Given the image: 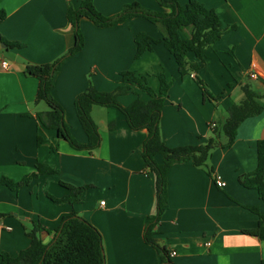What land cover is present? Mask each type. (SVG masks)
Instances as JSON below:
<instances>
[{"label": "crops", "instance_id": "obj_1", "mask_svg": "<svg viewBox=\"0 0 264 264\" xmlns=\"http://www.w3.org/2000/svg\"><path fill=\"white\" fill-rule=\"evenodd\" d=\"M177 1L182 6L189 2ZM198 1L214 10L228 30L208 48L199 73L211 93L221 95V99L205 100L194 75H180L175 58L162 42L167 36L162 23L134 17L102 28L83 18L80 30L84 48L62 64L53 90L78 142L86 144L88 137L77 117V96L90 82L100 92H113L126 71L149 75V84L156 92L160 89L158 74L173 81L161 118V135L170 148L205 144L212 136V124L220 127L229 118L230 107L245 100L243 86L264 94V0ZM81 2L0 0V14L5 13V18H0V37L23 45L12 49L0 40V179L19 182L36 173L38 164L57 170L56 174L39 176L18 192L0 186V224L11 228L0 229V254L6 252L16 258L28 249L35 223L48 230L45 242H52L63 217L75 210L101 232L106 264H162L157 250L144 240L148 217L156 210L155 178L145 174L142 156L148 131L132 130L117 108L96 106L92 117L101 145L90 154L73 149L57 131L41 128L36 118L37 113H47L50 108L45 102L36 103L39 81L26 74L27 66L55 62L74 47L75 29L67 13L69 4L77 8ZM133 3L155 12H169L157 0H94L105 17L117 16ZM193 32V27H184L181 35L191 38ZM141 33L161 42L136 59L135 40ZM187 60L199 62L193 54ZM3 62L8 63L7 69ZM250 71L259 79H250ZM137 93L144 101L149 100L138 89L118 100L128 107ZM260 104L262 113L239 126L234 144L213 151L209 165L225 182L224 188H218L205 169L191 162L170 168L169 208L155 239L171 252L176 264H264L260 217L251 210L256 207L264 216V201L257 190L241 184V178L258 167V143L264 140V99ZM39 135L44 138L42 146H38ZM219 142L227 144L224 133ZM156 160L163 163L162 156ZM62 182L89 187L83 202L72 206L50 199L47 193L57 199L69 196Z\"/></svg>", "mask_w": 264, "mask_h": 264}, {"label": "trees", "instance_id": "obj_2", "mask_svg": "<svg viewBox=\"0 0 264 264\" xmlns=\"http://www.w3.org/2000/svg\"><path fill=\"white\" fill-rule=\"evenodd\" d=\"M162 8L169 12H155L143 8L139 3L126 5L123 11L114 17H105L95 7L94 0H82L79 7L69 4L67 13L68 22L75 29V45L73 48L55 62L44 65H28L26 74L39 81L36 103L45 102L50 111L37 113L36 118L41 128L55 130L60 138L67 141L77 151H87L92 154L101 145L99 129L92 117L93 108L96 106L119 109L126 117L129 127L134 131L146 129L148 138L144 143L142 156L145 161V174H151L155 178L156 210L148 217L144 230L145 242L155 248L161 257L162 264H176L171 258V252L161 246L155 236L161 223L162 216L168 210V173L170 168L179 163L191 162L195 167L205 169L209 175L215 178L214 169L209 165L213 151L218 147H231L237 137L239 126L249 117L259 115L263 111L260 100L264 94L256 93L251 86H243L246 98L240 104H235L229 109V118L220 127H212V136L205 144L185 146L179 148L168 147L161 135V118L165 103L169 97V91L173 81H169L165 74L157 75L160 81V89L156 92L149 84V75H139L135 71L121 73L118 87L113 92H100L92 82L88 88L77 96L75 108L78 120L88 137V142L82 144L71 134L65 121V111L61 104L54 98L53 90L55 78L62 64L69 58L81 52L84 48V37L80 30V21L88 18L97 26L106 28L122 23L134 17H143L151 23H162L167 29V36L163 43L169 53L175 58L179 73L182 77L194 75L195 82L201 88L205 100L217 102L221 95L215 97L207 84L200 78L199 73L205 62V55L211 46L217 44L227 33L223 28L218 14L209 10L198 0H189L182 6L177 0H157ZM5 18V13L0 14ZM193 27L191 38H183L181 30L184 27ZM12 49L22 48L18 42H8L0 37ZM136 59L153 49V45L161 41L154 40L147 34L136 36ZM193 54L199 62L191 63L187 56ZM138 89L149 96L144 101L137 93V99L128 107H124L118 100ZM224 133L228 138L226 145H220L219 136ZM44 138L39 135L38 146H42ZM162 156L163 163H157L156 157ZM258 167L254 173L241 178V184L249 189L257 190L264 201V140L258 143ZM57 170L48 165L38 164L37 172L26 176L19 182L9 178L0 179V186H6L12 191L18 192L28 186L41 175L56 174ZM70 191L69 196L57 199L47 193V196L56 204L70 203L72 206L83 202L84 192L89 187H75L68 183H61ZM251 210L259 215V237L264 240V216L258 208ZM48 230L41 224H34L29 233L31 245L22 251L16 258L6 252L0 254V264H106L103 237L101 232L79 212L72 210L69 215L63 217L61 225L55 230V238L46 243L42 240V232Z\"/></svg>", "mask_w": 264, "mask_h": 264}, {"label": "built area", "instance_id": "obj_3", "mask_svg": "<svg viewBox=\"0 0 264 264\" xmlns=\"http://www.w3.org/2000/svg\"><path fill=\"white\" fill-rule=\"evenodd\" d=\"M3 67H4L5 69H7V68H8V63H7V62H3ZM249 77H250V79H252V80H258V79H259L257 73H255L254 71H250V72H249ZM212 127H216V125H215V124H212ZM214 181H215V184H216V186H217L218 188H224V187L226 186V184H225V182L223 181V179H222L221 177H219L218 175L215 176ZM101 205L104 206V205H105V202H102ZM4 228L7 229V230H11V228L4 227L3 225L0 224V229H4ZM208 245H209V244H208ZM175 255H176V253L173 252V253H172V256H175Z\"/></svg>", "mask_w": 264, "mask_h": 264}, {"label": "water", "instance_id": "obj_4", "mask_svg": "<svg viewBox=\"0 0 264 264\" xmlns=\"http://www.w3.org/2000/svg\"><path fill=\"white\" fill-rule=\"evenodd\" d=\"M4 47H6V45L4 44ZM49 233L46 232H42V240H45L48 237Z\"/></svg>", "mask_w": 264, "mask_h": 264}, {"label": "rangeland", "instance_id": "obj_5", "mask_svg": "<svg viewBox=\"0 0 264 264\" xmlns=\"http://www.w3.org/2000/svg\"><path fill=\"white\" fill-rule=\"evenodd\" d=\"M236 74H239L238 71L236 72ZM241 77V76H240ZM241 79V78H240ZM198 85V84H197ZM211 92V91H210Z\"/></svg>", "mask_w": 264, "mask_h": 264}]
</instances>
